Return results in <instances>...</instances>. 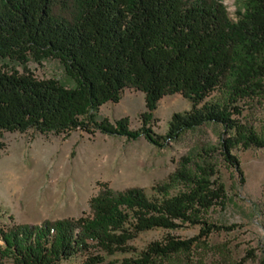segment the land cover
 <instances>
[{
  "label": "trees",
  "instance_id": "1",
  "mask_svg": "<svg viewBox=\"0 0 264 264\" xmlns=\"http://www.w3.org/2000/svg\"><path fill=\"white\" fill-rule=\"evenodd\" d=\"M53 60L59 76L38 77L27 64ZM124 87L143 93L141 124L100 115ZM179 92L186 109L152 129L157 100ZM264 99V0H0V148L4 131L98 130L143 135L162 146L186 130L218 125L214 144L199 141L151 186L101 182L85 215L0 223V264H160L188 253L201 235L232 224L209 210L223 206L218 166L239 172L236 148L262 147L254 108ZM246 111V112H244ZM11 219V215H7ZM197 225L188 237L166 233L134 250L139 231Z\"/></svg>",
  "mask_w": 264,
  "mask_h": 264
},
{
  "label": "rangeland",
  "instance_id": "2",
  "mask_svg": "<svg viewBox=\"0 0 264 264\" xmlns=\"http://www.w3.org/2000/svg\"><path fill=\"white\" fill-rule=\"evenodd\" d=\"M222 2L233 16L235 0ZM27 66L38 77L60 75L53 60L41 64L29 61ZM189 103L179 92L161 96L153 109L152 129L163 132L170 113L188 108ZM143 109V93L131 87H124L117 101L107 100L98 106L99 114L110 121L125 116L130 128L141 124L139 113ZM253 119L255 129L264 136V99L254 108ZM220 129L205 123L162 146L143 135L132 138L98 130L4 131L0 148V223L85 215L88 198L101 182L116 189L141 186L151 194L152 184L176 166L181 154L199 141L216 143ZM233 152L240 171L226 164L218 166L226 198L223 206L209 210L211 220L232 226L201 235L188 253L171 255L160 264H264V146L236 148ZM197 232V225L189 224L172 229L148 228L129 240L134 250L114 252L106 258L132 254L166 233L188 237Z\"/></svg>",
  "mask_w": 264,
  "mask_h": 264
}]
</instances>
